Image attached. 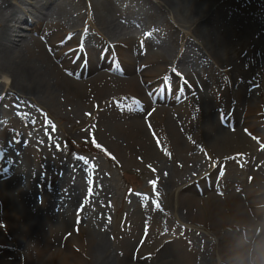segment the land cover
I'll use <instances>...</instances> for the list:
<instances>
[{
  "label": "bare ground",
  "instance_id": "obj_1",
  "mask_svg": "<svg viewBox=\"0 0 264 264\" xmlns=\"http://www.w3.org/2000/svg\"><path fill=\"white\" fill-rule=\"evenodd\" d=\"M116 1L122 4V9L116 6L114 0H92L91 6L96 24L92 22V16L87 9V21H90L93 26L101 27L104 34L101 35L98 34L97 29H83L84 19L80 16L72 17L69 10L72 0H57V6L44 21L31 20L30 15H35L36 11L46 7L51 0H0V75L7 77L10 88L14 89L12 91H16V94H27L38 99L42 104L47 103L50 108L71 109L82 115L91 113L89 118L92 119L90 120L93 125L92 131L98 133L97 137L101 134H116L113 133L115 128L122 127L117 122L118 118L114 120L109 116L105 120V117L109 113L120 114L111 110L98 114L99 112H96L94 108L102 106L103 100L110 97L111 92H120L125 89H128L129 93L123 96L129 95L131 99L135 97L144 105L151 106L149 101L151 95L159 87H164L167 80L169 81L164 76L167 70L164 65L167 63L166 58L150 49L155 43H163L167 45L168 52L174 56V62L176 63L177 60V64L186 70L188 80L186 85L190 89L183 85L184 80L177 81L176 85H173L170 80V88H174V92H170L171 100L177 99L178 103L172 106H153L152 111L156 109L155 113H151L150 117L143 122L147 124L146 127L142 123V130L140 129V133L135 137L138 138L137 143L140 144V141L148 137V132H151L156 133L163 140L162 144L165 147L173 148L175 152L185 150L184 148L193 151L196 141L198 143L202 139L212 160L216 157L223 158L230 154L242 153L239 151V141H232V133L225 130L226 120L219 118L220 113L215 110V107H224L223 104L219 106L214 98L222 91L218 78L213 76V68L211 69L213 64L207 58L210 57V47L215 52L218 45L214 40L216 32L229 38L223 43L229 41L231 37L241 35L249 39L246 56L234 64L230 74L227 72L229 74L227 86L229 91L231 88L232 92H229L231 95L236 99L240 98L236 104L237 108H245L243 127L247 126L253 134L260 135L257 131L256 114L257 111L261 112V103L264 104V76L262 75L259 89L249 90V87H246L242 90L239 82L251 79V71H255L259 65L264 66V0ZM119 12L126 18H121ZM49 17L50 21L46 23ZM171 17L178 25V29L170 23ZM123 20L125 24H129L132 20L138 28L152 32L150 45L146 46V49H149L148 56H144L133 37L123 34V29L129 28L119 22ZM23 22L28 23L26 28L28 30L20 37L17 32L22 28ZM69 25L72 26L71 29L76 30L74 33H77L78 27H82V30L78 31L80 40L90 47L91 57L73 53L71 44L62 45L67 44L61 42L68 33L61 35L63 32L59 31ZM181 28L186 31L181 38L186 39L184 44L178 39ZM49 29L53 30V35ZM36 32H40V37L43 35L47 39H44L42 43L34 35ZM105 38L115 46L119 45L117 50L126 51L123 53L127 59L126 62L123 61L126 67L115 64L116 60L113 61V66H117L114 69L122 73L124 77H112L100 71L89 79L75 80L72 75L74 77L80 75L82 72L79 70L80 67L86 66L91 71L98 68V53L101 52L100 57L105 53L103 45ZM192 38L199 41L201 38L203 44L198 46L196 42L191 41ZM132 53L138 56L135 57ZM107 55L111 56V53L108 51ZM130 56L142 57V62L137 64L136 59ZM75 62L77 64L73 65ZM143 68L146 69L142 74L137 73ZM194 76L197 77V83ZM141 77H147L141 79V83L147 84V87L139 85ZM182 86L188 91H184ZM236 87L238 90H235ZM3 93L4 91L0 90V98ZM188 96L191 97L190 101ZM186 97V102H183ZM3 107L9 110L5 100L0 103V119L4 114V110H1ZM185 107L193 108V113L190 112L188 117H185L181 111ZM192 115L196 119L193 120ZM234 115L235 119L238 118L239 121L242 119L241 114ZM129 128L133 133L134 129L130 126ZM120 131L124 135L127 130ZM220 132L225 135L224 138ZM165 136L172 141H166ZM235 142L237 145H231ZM231 149H235L234 152L230 153ZM140 151L145 152V148H140ZM62 156L61 151L55 154L44 152L41 157L42 168L38 166L35 170L33 160L30 159L27 163H20L19 167L13 170L14 175L11 181L7 178L13 173L12 168L8 177L0 181V223H6L4 228L0 227V264H234L233 262L241 259L242 252L248 247L245 242L238 239L234 241L236 244L228 248L224 243L219 256L222 263H218L214 259L216 253L202 249L198 239H188L184 235H178L172 242L165 245V250L157 256L156 262L149 263L148 260L140 262L138 259V262L134 263L132 246L125 244L117 248L112 241L114 238L108 233L110 230L108 216L111 212L108 202L113 195L110 182L104 179L99 180L86 168L75 169L74 165L69 166V164H64L61 168L63 169L61 177L60 171L57 170L59 167L57 159ZM175 156L167 159L159 156L163 166L157 178L168 186L172 181L171 176L177 169L175 166L178 165ZM186 160L188 159L184 158L180 163ZM11 165L15 167L16 162L14 161ZM49 168H53L60 178L58 182L52 184L55 189L51 192L55 196L50 194L44 206L36 205L35 196L37 197L41 190L46 191V185L40 176L44 171L46 175L44 181H48ZM208 171L213 173L211 170ZM262 171L263 167L256 173L253 171L254 187L261 182ZM39 172L40 176L37 175ZM89 173L93 180V195L89 197L91 200L88 202L89 188L85 185L87 183L85 179ZM56 175L53 174V178ZM2 178L3 176H0V179ZM192 180L193 178L190 180L187 178L186 182L189 183ZM158 183L161 186V182ZM164 184L162 185L165 186ZM14 186L20 189L17 190ZM82 189L85 191L82 192ZM243 192L244 190L241 193ZM263 193L264 185H261L260 189L248 187L247 199L233 190L226 196L225 201H221L215 194L208 196L210 200L197 198L192 191L181 194L176 192L174 196L177 200L181 196L185 203L195 199L192 204L198 209L199 215L187 210L186 213L184 212V218H180L182 224L193 226L192 228L207 231L217 222H220L224 229L234 225L247 226L250 230H253L255 226L260 228L261 235L255 237V242L250 249L252 252H260L261 246H264V213L261 214L260 220H256L254 216L261 211L260 208H256L259 204L262 203L264 210V197H258V200L254 198ZM142 200L144 199L134 197L132 202L139 208ZM84 203L85 208L81 209L80 206ZM155 219L158 223L152 227L150 237L157 240V237L166 233L168 228L164 222L166 217L158 216ZM77 224L80 230L78 235L73 234L67 239L64 249L56 248L46 255L50 248L55 246L51 238L54 237L56 242H61L63 236L59 238V235L68 230L70 233V229ZM55 227L57 229H54ZM57 230L61 234H58ZM250 233L253 235L254 231L247 232V234ZM225 237V240L234 239V235L228 231ZM122 252L124 254L121 257L118 254ZM143 255L140 253L139 258ZM5 257L12 258V261H5Z\"/></svg>",
  "mask_w": 264,
  "mask_h": 264
},
{
  "label": "rangeland",
  "instance_id": "obj_2",
  "mask_svg": "<svg viewBox=\"0 0 264 264\" xmlns=\"http://www.w3.org/2000/svg\"><path fill=\"white\" fill-rule=\"evenodd\" d=\"M85 1L86 0H82V3L84 4ZM84 6H86V3L84 4ZM83 7L79 9L81 10ZM42 11H46V10H42ZM37 14L40 16L41 11L37 12ZM30 18L34 19V16L32 17L30 16ZM0 21H1V14H0ZM24 25L26 24L23 23L22 26ZM132 32H134L135 35L139 38L146 35L144 30L139 28L136 29L132 28ZM185 32L186 31L183 29L182 32H179L178 34L179 41L181 40L183 44L186 42V39L182 40L181 38ZM19 36L21 37L22 35ZM227 39L229 38L220 32L214 33V40L215 43H217L218 45L216 46L215 54L210 56L212 60L209 59V61L213 64L217 63L221 66H224V68L227 67L232 69L234 67V64H237L244 56H246L245 54H247L246 49L249 45V39L245 35H243L240 37L238 36L233 37L229 41L223 43V41ZM191 41L193 42L194 39L192 38ZM139 44H141L139 45L140 49L142 48L141 50L145 51L148 42H142ZM165 46L167 47V45H158V46L156 45L154 49L163 56H165L166 58H168V63H169L172 60L170 57H173V55L167 51V48ZM124 53H126V51H124ZM119 54L120 55H118L117 59L122 58L121 62L125 61L126 60L125 56L124 55L122 56L121 52ZM129 55L131 54L129 53ZM130 58L132 57L130 56ZM132 59H136L137 64L142 62V57L132 58ZM111 62L112 61H109L104 64L103 69L105 72L113 73L110 70ZM145 69L146 68H143L139 73L142 74ZM177 70L180 71L182 69L178 67ZM95 73L87 72L86 77L87 78L91 77ZM212 73L213 76L217 77L218 80L220 81L227 80V76L225 74H223V77L218 76L219 75L218 72L216 73L213 69H212ZM262 75L264 76L263 64L256 67L255 71H251L250 73V76H252L251 79H245L244 82L238 81L240 85L239 87L242 90L246 87H249V90L256 88L257 86L261 85ZM3 79H4L3 77L0 78L1 85H4ZM139 81H140L139 85L140 86L143 85L141 83V79ZM1 85L0 87H2ZM224 86H225L223 88L224 95L222 96L223 101H225V104H223L224 107L223 108L219 107L222 109H218V110L215 107L216 112L218 111V113H220L221 115V116L219 115V117L223 118V116L230 111L231 106L233 105L236 106V110H234V112L236 114L237 113L241 114L243 117L245 112L242 114V110L244 108L243 107L237 108L236 105L237 101H239L240 98L236 99L235 102L232 103V101H234L233 100L234 97L229 96V88L226 83ZM144 87H146V84H144ZM235 90L238 89L236 88ZM126 93H129L128 89H125L124 91H121L119 93L116 92H114V94L110 93L111 96L110 97L108 96L106 99L108 100L106 106H109L108 103L112 98L118 97L119 100H117L116 102L119 107H121L123 110L131 108L132 100H136V99H132V100L131 98L122 99L125 97L122 96ZM166 95L168 99L169 97L168 94H166L161 89L157 90L154 94L153 104H155V106H161V104L166 100ZM11 96L12 98H14L17 95L13 93ZM27 98L30 97L27 95ZM32 102L35 104L34 105L35 113L38 112V121L40 122L43 121L42 125L49 127V130L47 132L48 138H51L52 140L57 141L61 145H64L71 149L68 155L66 154L69 158H73L71 164L72 165L75 164L77 167H80L83 166L85 162H88L87 168L95 169L99 171L100 174L101 175L103 174L105 178H107V180L110 182L109 185L113 188L112 189L113 195L112 198L110 199V203L113 205V210L110 212L108 220L111 226L110 228L111 235L112 237L114 236V242L116 244L122 242V245L124 246L125 244L134 246L135 248H137L136 251H143V250L152 251V248L155 247V245L162 244L163 241L162 239L165 238L166 235L164 237L159 236L157 240H155L150 236L147 237L146 239L145 237H143L142 240L140 238L141 234L144 232V229L147 226H149L148 225L149 221H147L148 217L143 216V214H147V211L149 210L148 215L151 216V219L154 220L155 217H158L159 213H161L157 208H154V204L159 206L162 205L164 208L167 209L168 216L170 219V221L168 220L167 228L169 227L170 232L173 231V233H171V237H173L174 235L177 236L178 230L183 227V226L180 227V224H182L180 218L181 219L184 218V214L187 212V210H189L193 214L199 215L198 209L196 207H193L192 204L195 201V199H191L187 203L184 202V199L178 202L173 198V195L175 194L176 187L182 182V179L184 180L185 177H195L196 175L200 174L201 171L205 170V168H208V166H210L209 165L211 162L210 153L204 147L205 145L202 139L198 143L196 141L194 146L195 148L193 149V151H188L189 148H184L185 150H181L178 152H175L173 148H170L169 150L163 152L160 150L158 151L157 143H155L154 140H149L147 138L140 141V144L137 143L136 140L138 138L136 139L135 137H137L138 133H140V131L142 130L143 119L146 120L148 117H150V116L148 117L146 116L152 113V111L150 110V105L149 107L145 105L144 112L139 113L137 117H132V119L119 118L121 120L117 122L120 123L122 127L115 128V131H113V133L116 134H112V133H110V135L101 134L99 137H97L90 130L91 126L89 125L90 123L88 122V120H86V122H83L85 119H88L86 116H82L81 114L76 113L74 110L72 111V113L69 112V114H66L64 111H62V109H59L58 107H53L51 109H48L46 106L43 105L45 104L49 106L47 103L41 104L40 102L33 100ZM220 105H222V101L219 102V106ZM182 111L185 117H188L192 110L188 107H185L183 108ZM191 118L193 120L196 119L195 117H191ZM49 121L51 125L49 124ZM10 125L16 126V124L14 123H11ZM139 125L141 127L138 128ZM146 125L144 124L145 127ZM39 126L40 124H36V125L28 124L19 127L20 136L27 137L29 139L37 138L36 141H40L41 139L40 135H42L43 138L44 136L42 131L39 134L38 132ZM129 126L134 129L133 133L131 131V128H129ZM121 129L127 130L124 133V135H122V132L120 131ZM258 129L260 131L259 127ZM128 132L129 135H127ZM236 133L238 135L236 136L233 135L235 137H233L232 141H240L239 146L241 147L239 148V150L242 148L241 151H246V153L247 152L252 153L253 150H257V144H254L253 146L252 143L249 142L251 141V139L247 137L243 132H241V128L238 129ZM220 134L223 136V138L225 137V135L222 134L221 132ZM165 140L172 141L168 139L167 136H165ZM155 141H163V140H161L160 138L159 140H155ZM243 141H246V143ZM42 142H44V145H42L43 149L46 147L47 142L50 145L52 143V141H42ZM70 142L73 143L74 147L70 145ZM79 143H91L95 145L96 144L101 145L104 149L105 154L101 155V154L89 153V152L83 153L82 151L78 150V147L76 146V144ZM140 148H145L146 153H141ZM174 155H176L175 157L178 160V165L175 166V168L177 169L175 170L173 176H171L170 179L172 181L168 186L167 184L165 185L160 180V178H157L158 172L163 166V163L160 162L162 160H160L159 156H163L167 159L171 157L173 158ZM184 158L188 160L180 163V161H182ZM217 158L218 157H216L215 159ZM240 158H242V155H240L237 159ZM65 159L66 156H63L62 159L58 162L59 167L61 166L62 163L65 162ZM222 160L223 158L217 161L220 163ZM36 161L37 159H35L34 161L35 170L37 169L36 167L40 165ZM114 161L117 162V164H115ZM247 161L248 159L245 158L244 155V159H241L239 162L232 164L229 171L225 170V172H223V176L219 174L217 179H214L212 178L213 175H210V178H207V181L206 182L204 181V184H200L201 187L205 189V191H203V194H200L199 192L200 185L194 187V190L192 188L190 190H193L194 194L197 193L195 195L197 198L200 197L201 199H205L208 198L210 194L211 195H213V193L217 194L216 188L219 187L218 184L223 185L222 187H219L220 190L222 191V189L224 190V188H226L229 184L234 185L239 181H242L243 178L247 180L248 176L246 172L248 170L244 169L246 168V165H242ZM217 169L219 168L215 166L211 167V171L213 173H215ZM53 170L54 169H51V171ZM37 175L40 176V173ZM48 178L51 180L49 182L47 181L48 183L47 182L45 183L46 186L48 185L50 186L54 184L56 181L57 182L59 181L58 175H56V177L53 178L52 172H49ZM156 182L157 183L161 182V186H163L162 184H164L166 188L162 190L160 188L161 187L160 184L158 183L160 191H157L155 187ZM177 183L178 185L175 187V184ZM51 187H52L51 190L47 189L45 192L40 191L41 195L38 196L35 200L36 205L43 206L47 202V200H49L51 191L55 189L54 186ZM186 190L187 189H182V192H185ZM144 195L147 196L149 199L153 200L154 204L151 200L144 199L140 202L139 208H136V206L132 202V199L134 197H144ZM225 229L222 227L220 222H217L215 226H211L210 229L207 231L199 228L192 230V232L189 233V235L187 234V238L188 236L189 238L192 236L193 238L198 239L199 245L202 249L212 250L217 252L219 250V246H222L225 242L224 239V232H226ZM227 231L232 232L231 228H227ZM57 233L61 234L59 230H57ZM233 235H234L233 240L237 239V237L241 239L240 232L239 235L235 233H233ZM233 240L232 242L234 244ZM241 240H243V238ZM51 241L52 243L55 244H57L58 242V241L56 242V238L54 237L51 238ZM183 251H184V247H183ZM219 252H221V249L219 250ZM248 254L249 256H253L254 260L258 261L259 252L253 253L247 251V255ZM218 260L219 258H217V261ZM241 264H244L243 261L241 262Z\"/></svg>",
  "mask_w": 264,
  "mask_h": 264
},
{
  "label": "clouds",
  "instance_id": "obj_3",
  "mask_svg": "<svg viewBox=\"0 0 264 264\" xmlns=\"http://www.w3.org/2000/svg\"><path fill=\"white\" fill-rule=\"evenodd\" d=\"M250 264H264V246H261L259 252V259L250 261Z\"/></svg>",
  "mask_w": 264,
  "mask_h": 264
},
{
  "label": "snow or ice",
  "instance_id": "obj_4",
  "mask_svg": "<svg viewBox=\"0 0 264 264\" xmlns=\"http://www.w3.org/2000/svg\"><path fill=\"white\" fill-rule=\"evenodd\" d=\"M97 147H99V145H97ZM220 175L223 176V172H221ZM157 207H159V205H157Z\"/></svg>",
  "mask_w": 264,
  "mask_h": 264
}]
</instances>
